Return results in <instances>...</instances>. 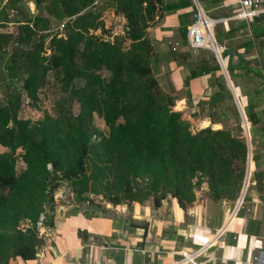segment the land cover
<instances>
[{
    "label": "trees",
    "instance_id": "obj_1",
    "mask_svg": "<svg viewBox=\"0 0 264 264\" xmlns=\"http://www.w3.org/2000/svg\"><path fill=\"white\" fill-rule=\"evenodd\" d=\"M17 1L20 0L6 3L14 5ZM98 1L34 0L40 12L44 7L57 20H64L61 36L51 35L45 47L46 35L39 34L30 43L17 39L12 32H0L4 78L23 71L21 91L32 105L37 102V92L48 72L66 93L65 98L54 103L52 115L35 121L18 118L19 93L7 94L0 106V147L5 150L0 153V264L15 258L35 259L43 243L36 221L43 214V225L51 227L53 193L63 182L68 183L76 204L89 202L88 195L93 194L100 195L107 204L127 208L150 198L152 207L157 208L166 196L168 181L181 210L195 201L194 188L202 184L214 202L233 204L238 198L246 144L234 105L224 104L232 100L212 55L195 66V70L210 77L207 100L197 103L198 113L191 117L201 116L206 106L205 118L210 123L232 119L233 127L190 132L181 113L172 109L177 97L160 90L154 76L156 61L146 29L155 17L157 21L162 13L187 7L190 1L109 0L113 14L125 20L122 35L110 39L102 37L108 32L100 11H93ZM3 20L0 11V21ZM47 24L48 20L35 16L24 26L29 28L32 39L36 32L46 30ZM218 28H213V36L221 46V37L228 38L231 33H221ZM97 30L100 36L92 34ZM179 35L186 40V25L180 24ZM13 43L16 45L6 55L4 48ZM18 44L29 47L22 49ZM225 57L228 77L238 87V72L229 64L230 55L223 51L221 59ZM195 70L183 80L185 89L188 80L196 76ZM254 73L255 77L264 76L263 59L260 72ZM257 92H264L263 88ZM184 95L185 100L189 99L188 91ZM73 101L78 105L76 115L71 113ZM243 111L250 124L251 161L255 168L249 182L258 185L262 182L258 161L264 153L259 155L255 148L258 121L251 100H247ZM93 114L107 128L106 135L92 128ZM18 159L23 166L20 171L15 168ZM100 210L105 212L104 208Z\"/></svg>",
    "mask_w": 264,
    "mask_h": 264
},
{
    "label": "crops",
    "instance_id": "obj_2",
    "mask_svg": "<svg viewBox=\"0 0 264 264\" xmlns=\"http://www.w3.org/2000/svg\"><path fill=\"white\" fill-rule=\"evenodd\" d=\"M179 1H190V5L162 13V17L157 21L155 17L146 29V36L153 48L152 56L156 61L155 71L160 75V72L165 70L167 78L177 92L185 89L183 80L191 70H195L199 60L207 59L209 51L192 50L179 35L180 24L186 25L187 29L195 12L193 0ZM197 2L210 19L217 21L221 33H231L228 38L221 37V46L215 43L221 53L225 51L230 55L229 64L236 73L238 72V87L232 86L242 111L247 100L252 102L258 121L255 127V148L258 154L262 155L264 92L258 93L257 90L264 88V76L255 77L254 72H260V63L264 60V15L255 18L258 19L255 22L233 20L231 17L236 8L235 0ZM122 20L124 29L123 17ZM196 52L203 56L194 57ZM226 61L227 57L222 59L223 64ZM195 71L196 76L188 80L185 89L189 93V99L185 100L183 95L175 100L176 104L183 105L177 108V112L181 113L188 107V117L199 120V129L209 127L219 130L222 123H210L205 118L206 106L203 107L201 116L191 117L192 114L198 113L197 103L207 100L205 92L210 77V74ZM231 102L234 105L233 100ZM246 125L251 154L250 124L247 119ZM258 163H262V169L259 170L262 172V182L258 185L249 182L251 173L255 170L250 156L249 177L239 208L234 215L231 211L229 213L225 201L214 202L207 197L205 184L204 188H201L204 191L201 193L203 196L195 198L184 210L177 206L174 198L166 199V196L157 208L152 207L150 200L133 202L129 208L123 204L117 205L119 212L114 217L95 215L82 209H68L67 212L60 213L61 207L57 209L55 206L51 227L42 224L38 230V236L43 243L37 249L35 259L21 261L15 258L9 260L8 264H182L178 262L181 254L193 250L200 251L196 264H262L264 157H261ZM208 206L213 209V216L207 214ZM222 226H225L223 231L217 235Z\"/></svg>",
    "mask_w": 264,
    "mask_h": 264
},
{
    "label": "rangeland",
    "instance_id": "obj_3",
    "mask_svg": "<svg viewBox=\"0 0 264 264\" xmlns=\"http://www.w3.org/2000/svg\"><path fill=\"white\" fill-rule=\"evenodd\" d=\"M7 0H0V11L4 14V20L0 21V32H12L13 36L17 39H20L22 41L30 42L32 43L33 39H35L39 34L46 35L47 37H44L43 39V46H47L48 39L51 35H58L61 36L63 28H61V25L64 24V20H57L51 12H48V10L44 9V7H41V12L38 8L34 6V0H20L14 3V5L6 3ZM112 2L110 6V1H103L100 0L97 2V4L94 6V12L100 11V19L103 22V25L105 29L107 30L108 36H102L104 39H110L114 35H122V17L121 15H114L112 11ZM35 16H39L42 19L48 20L47 28L44 31H38L36 32L34 38L30 39V34L28 31V27L24 26V23L26 21H31ZM207 16V15H206ZM221 25V24H220ZM29 26H31V23H29ZM218 26V25H216ZM216 26L214 27V30L216 29ZM219 27V26H218ZM89 33H91L89 31ZM92 34L100 36L99 30L92 32ZM31 40V41H30ZM187 43V41H186ZM16 45V43H13L9 46H6L4 48V53L8 55L11 51V49ZM18 47L22 49H26L29 47V44H18ZM126 47V44H125ZM189 50H191L189 48ZM192 51V50H191ZM193 52V51H192ZM199 52V51H198ZM209 58V54L214 57L213 53L210 51H207ZM45 54H48V50H45ZM219 54L221 55V52L219 51ZM203 54H197L194 53V57L200 58ZM192 60V59H191ZM4 62L5 58L3 56H0V106L4 103L5 97L7 94L11 93H19L21 94V104L20 109L18 111V118L24 119V120H31L35 121L37 119H40L42 116L45 115H52L53 114V106L54 103L58 100H61L62 98L66 97V93L61 92L60 85L55 81L54 76H52L51 72H48L43 80L42 86L39 88V91L37 92V102L35 105H32L30 100L25 97L23 92L21 91V81L24 77L23 71H20L19 74H14V77L12 78H4V75L6 76L5 72L3 71L4 68ZM213 62H215L213 60ZM194 64V63H192ZM155 80L157 84L159 85L160 90L163 92L174 96V97H182L184 95L185 89L179 90L178 92L174 90L173 86L170 83V79L167 78L166 71L163 70L160 72V75H158V72L155 71ZM237 84L238 81L236 80ZM232 102H226L225 105L230 107ZM182 103L176 104V101L174 102L173 110L177 111V108ZM71 107V113L73 115H76L78 112V105L75 101H73L70 104ZM190 110L188 107L186 109L181 111L182 118L189 124V130L190 132H195L199 129V120L190 119L188 117ZM234 121L232 119L227 120L225 123H222L221 127H233ZM240 124V123H239ZM91 126L94 130L102 133V135L107 134V128L104 126L103 122L100 118H98L95 114L92 115L91 119ZM241 127V124H240ZM240 135L244 137L243 134V128L241 127ZM91 140H96V136L93 135L91 137ZM5 150L0 147V153L4 152ZM260 164V165H259ZM257 170L262 169V163H259ZM15 168L17 171H20L23 166L18 159L15 163ZM167 183H170V185H166V199L167 198H173L172 197V183L171 181H168ZM204 188V184L197 186L194 188L195 192V198H199L203 196L201 193L204 191L201 188ZM89 202H83L82 204H76L73 201V194L70 191V187L68 183H60L55 192L53 193V200L56 208L58 209L61 207L62 212H67L69 210H87L88 212H91V214L100 215V216H107V217H114L115 214L119 212V209L117 206H112L110 204H107L104 199L100 195H93L89 194ZM238 199V198H237ZM151 199H147L146 201ZM243 205V200H242ZM221 206V205H220ZM225 206L229 207V213L233 211L235 203L231 204L229 202H225ZM67 208V209H65ZM101 208L105 209V212L102 213L100 210ZM153 209V208H152ZM64 210V211H63ZM209 215L213 216L214 211L213 209L208 206V213Z\"/></svg>",
    "mask_w": 264,
    "mask_h": 264
},
{
    "label": "built area",
    "instance_id": "obj_4",
    "mask_svg": "<svg viewBox=\"0 0 264 264\" xmlns=\"http://www.w3.org/2000/svg\"><path fill=\"white\" fill-rule=\"evenodd\" d=\"M235 5L236 8L233 10L231 17L233 20L251 21L264 15V0H235ZM208 21H211L212 24L209 25ZM216 24V20L210 19L202 10L195 7V12L192 14V21L186 29L188 46L192 50H208L211 47V37L213 38V28ZM61 28H63V25H61ZM218 51H220L219 48ZM47 168L49 169L48 165ZM43 221L44 215L40 214L36 221L37 230L41 228ZM199 255V250H193L188 253L183 252L178 262L182 264H196V259ZM262 264H264V261Z\"/></svg>",
    "mask_w": 264,
    "mask_h": 264
},
{
    "label": "water",
    "instance_id": "obj_5",
    "mask_svg": "<svg viewBox=\"0 0 264 264\" xmlns=\"http://www.w3.org/2000/svg\"><path fill=\"white\" fill-rule=\"evenodd\" d=\"M193 2H194V6L197 9L201 10L197 0H193ZM208 50L213 53V55H214L213 60L215 61L216 65L219 67L220 75L222 76V78H223V80L225 82V85H226V87H227V89H228V91L230 93L231 99L234 102V106H235L236 111L238 113V116H239V119H240V124H241V127L243 128L244 139H245V142H246L245 171H244V177H243L242 186H241V189H240V192H239V197H238V199H237V201L235 203L234 209L232 211V215H234L236 210L239 208L243 192H244V190L246 188L247 180H248V177H249V169H250V156H251V154H250V147H249V138H248V132H247L246 118H245V116L243 114L242 109L239 106V103H238L234 88H233V86L231 84V81H230V79L228 77V74H227L226 69L224 67V64L222 62L221 56L219 54L218 46L216 45V43H215V41H214V39L212 37H211V47ZM224 227L225 226H222L219 229V231L217 232V235L223 231Z\"/></svg>",
    "mask_w": 264,
    "mask_h": 264
},
{
    "label": "bare ground",
    "instance_id": "obj_6",
    "mask_svg": "<svg viewBox=\"0 0 264 264\" xmlns=\"http://www.w3.org/2000/svg\"><path fill=\"white\" fill-rule=\"evenodd\" d=\"M208 23H209V25H211V24H212V22H211V21H208Z\"/></svg>",
    "mask_w": 264,
    "mask_h": 264
}]
</instances>
